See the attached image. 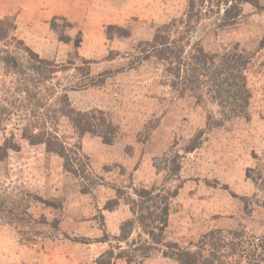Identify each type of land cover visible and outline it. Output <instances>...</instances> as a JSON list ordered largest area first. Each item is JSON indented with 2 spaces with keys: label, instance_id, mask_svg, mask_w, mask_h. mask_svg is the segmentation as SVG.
I'll return each mask as SVG.
<instances>
[{
  "label": "rangeland",
  "instance_id": "1",
  "mask_svg": "<svg viewBox=\"0 0 264 264\" xmlns=\"http://www.w3.org/2000/svg\"><path fill=\"white\" fill-rule=\"evenodd\" d=\"M212 1L205 3L206 13L200 17L216 16V0ZM224 1L230 0H220ZM187 3L0 0V21L10 20L16 28L0 41V49L23 60L22 72H0V105L8 109L0 123V145L10 135L20 145L18 152L9 151L0 161V264H99L107 260L110 249L116 256L111 264H127L125 258L117 257L122 251L139 260L141 251L134 252L138 243L132 242L137 239L136 227L126 242L116 241L122 224L134 217L129 201L139 199L133 187H154L156 192L169 193V219L162 245L194 247L203 258L209 248L198 243V238L222 230L226 247L219 250L221 262L255 264L264 257V11L245 6L241 18L221 30L213 28L214 18L202 17L192 38L185 35L190 44L200 38L209 52L238 45L250 54L245 75L252 99L251 120L233 121L230 130L208 135L199 150L181 160L184 165L178 183L169 180L164 164L170 152L183 146L202 126L205 110L196 107L187 93L178 97L162 64L154 59L141 62L143 55L136 48L139 42L151 39L157 24L180 17L185 21ZM178 29L182 32L186 26L180 24ZM12 34L40 58L55 65L71 59L73 68L42 80L29 70L27 55ZM81 59L90 63L86 65ZM79 66H89L90 77L96 81L109 68L111 74L102 86L82 88L75 79ZM80 81L87 80L83 77ZM36 85L37 98L46 99L45 108L36 106V98H27L26 88L34 92ZM63 90L75 110H103L119 126L120 135L111 146L92 135L80 141V154L90 161L87 175L100 184L88 193L80 192V182L63 171L57 156L46 153L42 145L28 144L21 135L29 122L40 124L37 117H45L47 107ZM205 109L220 113L214 104L207 103ZM46 121V127L56 129L74 150L75 135L66 122L58 123L54 117ZM202 179H208L213 187ZM84 182L88 185V180ZM111 185L121 188V197ZM177 185L181 188L173 196ZM108 200L117 203L110 210L104 208ZM230 231L237 239L228 234ZM102 234L107 240L95 242ZM81 239L89 243L78 242ZM232 243L238 246L234 254ZM162 245L160 251L152 249L140 264H178L162 255Z\"/></svg>",
  "mask_w": 264,
  "mask_h": 264
},
{
  "label": "trees",
  "instance_id": "2",
  "mask_svg": "<svg viewBox=\"0 0 264 264\" xmlns=\"http://www.w3.org/2000/svg\"><path fill=\"white\" fill-rule=\"evenodd\" d=\"M206 2H209V4L213 3L212 0H188L187 19L185 21L180 17L168 23L157 24L151 39L139 42L136 48L143 55L141 62L154 59L155 62L162 64L165 68L168 84L178 97H182L187 93L193 97L196 107L204 108L205 110V119L202 126L195 131L183 146L176 151L170 152L167 162L165 160L164 168L167 169L169 180L174 179L178 183L181 182L180 173L182 165H184L181 160L199 150L208 135L213 134L216 130H230V125L233 121L243 120L249 122L251 120L250 102L252 95L247 87L245 75L252 60L251 55L244 50H240L238 45H234L229 50L223 49L220 52H209L204 49L200 38L195 39L190 44L189 39L185 41L187 38L185 35L190 34V38H192L191 36L198 31L202 17L204 19L214 18L216 22H212L213 28L221 30L235 24L241 18L245 6H251L258 12L264 11V6L261 5V0H230L223 3L220 0H216L214 3L216 12L212 11L214 14L216 13V16L212 17V15L204 14L200 17V14L206 13ZM180 24L186 26V29L182 32L178 29ZM10 31H16L12 22L7 19L0 21V41H4ZM126 36L128 35L126 34ZM11 38L27 55L25 59L27 64L31 66L29 70H32L38 76L40 75L42 80H49L53 74L58 72L65 73L73 68L71 67L73 65L71 59H68L65 64L55 65L53 61L40 58L22 39H17L15 34H12ZM187 46H190V48L186 52L185 48ZM109 55L111 57L112 53ZM81 60L83 63H87L86 65L90 63L83 59ZM22 62L21 56L16 53L0 49V72L4 74L22 72ZM75 70L79 71V76L76 75L75 79L79 87L82 88L102 86L108 75L111 74L109 68V70L99 74L100 80L96 81L94 80L95 77H90L89 66L83 68L79 66ZM83 77L87 81H80ZM33 90L34 92L26 88L27 98L30 100L36 98V106L45 108L46 99L37 98L39 94L36 91L37 85L33 87ZM207 103L214 104L220 110V113L205 109ZM48 109L51 111L50 113H47ZM7 111V108L0 105V123L5 118V114L7 115ZM51 113L53 115L49 116ZM53 117L60 120L58 123L64 120L66 126L75 135L74 150L71 149L72 146L69 147L57 135L56 129L53 128V130L46 127V119H52ZM37 121L40 124L34 121L29 122L24 127L21 134L22 138L30 145H42L46 153L57 156L61 160L63 171L80 182L81 193H88L91 189L99 186L100 184L95 181L93 175H87V173L90 174L88 172L90 161L87 156L80 154V141L86 136L92 135L98 138L101 144L111 146L118 139L120 133L119 126L112 121L110 116L100 109L89 111L75 110L70 104L67 93L63 90L56 97L52 106L49 105L47 107L45 117L44 115H39ZM19 150L20 145L14 141L13 135H10L0 145V161L5 160L9 151L18 152ZM248 174L247 171L246 175ZM247 177L250 178L251 176L248 175ZM85 180H88V185L84 182ZM202 180L207 185H211L208 179ZM210 187H213V185ZM110 188L116 193L118 198L122 196L123 193L119 186L111 185ZM180 188L181 185L176 186L172 193L173 196L178 193ZM132 191L139 199L129 201L130 210L134 217L122 224L116 241L120 243L126 242L130 236L131 229L136 227L138 230L137 239L132 242L134 245L138 243L134 252L140 250L142 258L136 261V255L133 256L128 251L120 252L117 257L125 258L124 261L127 264H140L142 259L146 258L152 249L160 251L159 246L162 245L163 234L169 219V193L164 190L156 192L154 187L150 189L133 187ZM116 204L115 200H108L104 208L110 210ZM228 234L233 235L236 233L230 231ZM143 236H145L144 240ZM233 236L237 239V235ZM106 240L107 236L102 234V237L96 239L95 242L103 243ZM78 242L89 243L85 239H81ZM197 242L209 248L207 256L200 258L194 247L183 249L176 243H165L162 245L164 246L162 255L173 259L178 264H225L221 262V256L219 257V250L226 247L224 231L212 230L199 237ZM238 245H240V242ZM230 250L234 254L238 250V246L232 243ZM106 255L107 260L102 261L103 263L99 262V264H111V259L116 257L111 249ZM263 262L264 257L255 264H264ZM248 264L254 263L248 262Z\"/></svg>",
  "mask_w": 264,
  "mask_h": 264
}]
</instances>
